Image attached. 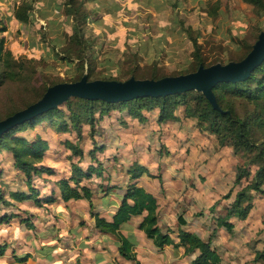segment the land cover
<instances>
[{"label": "rangeland", "instance_id": "374dc122", "mask_svg": "<svg viewBox=\"0 0 264 264\" xmlns=\"http://www.w3.org/2000/svg\"><path fill=\"white\" fill-rule=\"evenodd\" d=\"M75 4L82 22L83 41L79 44L69 40L73 21L67 13V0H0V121L34 104L53 85L72 79L123 81L152 71L184 72L193 63L191 37L196 38L204 55L226 62L244 55L247 45L255 44L264 32V0L260 4L254 0H75ZM66 101L78 111L77 98L70 96ZM231 103L241 114L252 109L240 99ZM64 105L65 101L58 106L69 125L67 132H59L48 122L21 130L28 139L36 133L45 137L49 146L44 163L62 174H68L71 161L84 168L91 161L89 151L95 144L106 151L98 153L99 157L114 158L117 163L132 155L131 150H121L126 147L148 151L149 158H160L162 165L182 162L187 166L180 168L183 180L168 182V191L177 189V193L182 187L178 195L183 201L195 196L199 203L193 208L209 218L212 227L217 217H225L234 193L246 183L242 179L237 185L234 178L235 167L245 163L247 155H235L229 146H219L212 134L198 129L195 118L182 115L181 107L175 111L176 119L161 123L155 109L144 111L146 120L130 119L118 111L99 118L95 112V132L91 134L83 120L77 138ZM255 131L257 140L264 143V128L255 123ZM108 132L110 138L105 136ZM66 139L78 142L82 157L70 154ZM10 159L9 152L0 153L3 196L10 187L20 185V173ZM247 168L254 170L255 166ZM111 170L114 173L108 168L103 174ZM175 170L171 169L172 173ZM156 173L161 174L160 166ZM249 194L253 202L250 222L264 225V186Z\"/></svg>", "mask_w": 264, "mask_h": 264}, {"label": "trees", "instance_id": "16d2710c", "mask_svg": "<svg viewBox=\"0 0 264 264\" xmlns=\"http://www.w3.org/2000/svg\"><path fill=\"white\" fill-rule=\"evenodd\" d=\"M254 1L259 4L261 3V0ZM67 5L69 6L67 13L72 16L73 21V32L69 35V40L79 44L83 41L82 22L80 21L81 17L78 15L79 5L75 4V0H67ZM16 17L20 18L19 15H16ZM85 18L86 15L83 14L82 21ZM191 41L194 47L193 63L191 68L184 72L165 74L163 72L152 71L147 76L114 81L122 83L131 80L156 81L167 76L188 75L200 68L241 61L254 46V44L247 45L244 55L238 57L236 60L232 59L224 62L220 57L210 58L208 55H204L196 38L191 37ZM1 50L2 45L0 44ZM4 55L6 56V52ZM5 60L8 63V59L5 58ZM78 79H72L67 82H77ZM70 96L77 98L76 110L78 111H75L70 103L66 101ZM235 99H240L245 101V103L251 104L252 109L250 112L246 114L239 113L235 105L231 103ZM64 101V106L70 113L71 129L76 130L77 134L81 130L80 124L83 120L91 128V134L93 131L95 132L93 121L95 112L98 113L99 118H102L111 110H116L124 112L130 118L146 120L144 111L155 109L156 120L161 123L170 119H176L178 115H176L175 111L181 107L182 115L185 118H195L198 129L212 134L219 146H229L235 155L238 153L247 155L246 164L243 163L235 167L234 178L237 185L242 182V179H245L246 183L234 193L230 204L226 206L225 217L219 216L216 220V226H221L227 231H231L233 228V223L228 220L230 216L235 215L241 219L247 217L253 205L252 196L249 192H259L261 187L264 186V143L257 140L255 131V123L257 127L262 126L264 128V58L243 77L214 81L210 86V93H207L203 87L199 86L177 89L162 94H146L118 99H110L104 96L66 95L61 100L51 104L47 109L17 122L0 134V152L6 150L11 153L14 167L23 173L25 177L24 181L29 188V193L19 190L11 191L9 193L11 197L15 199L32 198L36 202H39L37 198L38 192L31 187V179L32 173L39 169H37L36 164L42 160L43 154L47 149V141L38 134L33 139H28L25 135L20 134V132L25 127L33 129L37 125L43 124V122H48L51 124V127L58 131H67L69 125L63 119V109L61 106H58ZM65 144L73 154L82 155V150L76 143L66 140ZM89 154H91V160H94L95 157L92 150L89 151ZM248 165H254L255 169H248ZM43 168L42 166L40 167L41 170ZM145 171L147 169L144 165L133 161L127 169L129 180L137 179ZM1 174L2 171L0 170V177ZM100 174V168L93 167L92 165H89L86 169L73 166L70 177L61 178L57 181L61 198L63 200L83 198L91 204L94 189L88 184H82V180L89 179L92 175L100 176ZM148 175L157 178L160 183L162 182L160 174L148 173ZM44 199L52 201L53 196H46ZM241 203H244V205H241ZM215 204L213 203L210 206V210H213ZM157 207L156 197L138 185L136 181H133L126 184L124 194L111 220L99 216L92 210L90 214L94 218L96 229L116 236L119 242L118 251L120 255L132 261V264H140V262L136 259L132 243L120 233L119 227L121 223L129 220L132 215L143 213L145 214L137 226L147 237L152 239L156 246L163 247L172 243L177 246H183L187 253L198 250V254L193 259V264H220L219 255L215 249L211 248L209 239L204 240L195 232L182 228L179 229L177 233L178 241L175 243L167 230L162 231L158 226ZM177 223L179 226L185 224L182 213L177 214ZM254 259H260L264 264V249L256 252Z\"/></svg>", "mask_w": 264, "mask_h": 264}, {"label": "crops", "instance_id": "0c3cea01", "mask_svg": "<svg viewBox=\"0 0 264 264\" xmlns=\"http://www.w3.org/2000/svg\"><path fill=\"white\" fill-rule=\"evenodd\" d=\"M110 112H116V110ZM127 117L130 118L128 115ZM80 132L79 134L76 132L77 138L80 137ZM40 136L45 139L42 135ZM105 136L110 138V132ZM70 142L76 143L79 147L77 141ZM148 144L144 147L146 150L149 149ZM48 146L47 141V148ZM102 148L96 144L92 146L90 150L93 151L95 158L84 168L71 161L68 165V174H62L53 166L44 163L46 149L41 162L36 164L39 169L32 173L31 179V187L38 192L39 202L32 198L15 199L10 196L9 193L16 190L29 193V188L24 181L23 173L14 167L11 153L7 151L10 153L12 166L16 172L20 173L18 175L20 185L7 189L4 196V191L0 189V264H132V261L120 255L119 242L115 235L95 228L90 211L111 220L124 194L126 184L133 181L156 197L157 224L162 231L167 230L175 243L178 241V230L187 229L204 240L209 239L211 248L215 249L219 255L220 264H263L262 260H255L254 255L264 249V225L251 223L249 213L244 219L235 215L230 216L228 220L233 223L231 231L221 226L212 227L208 225L209 218L200 216L199 209L193 208L199 203L195 196L183 201L184 199L178 195L182 187L177 193V189L172 193L168 191L170 181H180L183 178V168L187 167L183 165L184 163L170 162L162 165L159 164L160 158L157 161L154 158L150 159L148 151H136V148L128 149L127 147L121 150L123 152L131 150L132 155L129 154L128 158H124L125 162L117 163L114 158L106 157L103 160L99 157L98 153L102 154L105 151ZM100 149L102 151H98ZM68 150L70 154H73L69 148ZM77 157L80 158L82 155ZM133 161L144 165L147 171L130 181L127 169ZM89 165L101 170L100 176L92 175L98 177L96 181L92 176L85 179L89 180L85 184L94 189L91 204L83 198L63 200L57 181L70 177L73 166L86 169ZM41 166L44 167L42 170ZM159 166L161 183L157 178L148 175V173L157 174L156 170ZM106 167L112 168L114 173L111 170L110 174H103L104 170L108 169ZM171 169L177 170L172 173ZM0 170L3 174L1 166ZM0 181L5 183L1 177ZM82 184H84L83 181ZM50 195L53 196V200L46 201L44 198ZM178 213H182L185 220L182 226L177 223ZM144 214L132 215L119 227L120 233L132 243V249L140 264H193L198 250L187 253L183 246L172 243L158 247L138 228L137 225Z\"/></svg>", "mask_w": 264, "mask_h": 264}, {"label": "water", "instance_id": "95a60500", "mask_svg": "<svg viewBox=\"0 0 264 264\" xmlns=\"http://www.w3.org/2000/svg\"><path fill=\"white\" fill-rule=\"evenodd\" d=\"M264 58V32L244 59L229 64H216L200 68L196 72L181 76H167L159 80H137L125 83L114 80L92 82H65L48 88L41 99L27 108L0 121V134L7 128L32 115L47 109L51 104L69 94L79 96H104L110 99L131 98L139 95L162 94L177 89L203 87L210 93V86L216 80L237 79L246 75Z\"/></svg>", "mask_w": 264, "mask_h": 264}]
</instances>
